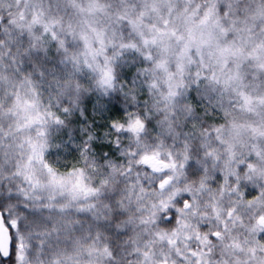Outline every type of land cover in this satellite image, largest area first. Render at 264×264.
Masks as SVG:
<instances>
[{
	"label": "clouds",
	"instance_id": "1",
	"mask_svg": "<svg viewBox=\"0 0 264 264\" xmlns=\"http://www.w3.org/2000/svg\"><path fill=\"white\" fill-rule=\"evenodd\" d=\"M0 264H264V0H0Z\"/></svg>",
	"mask_w": 264,
	"mask_h": 264
},
{
	"label": "snow or ice",
	"instance_id": "2",
	"mask_svg": "<svg viewBox=\"0 0 264 264\" xmlns=\"http://www.w3.org/2000/svg\"><path fill=\"white\" fill-rule=\"evenodd\" d=\"M14 245H15L14 237L9 239L2 232H0V251L7 253L10 247L14 248Z\"/></svg>",
	"mask_w": 264,
	"mask_h": 264
}]
</instances>
